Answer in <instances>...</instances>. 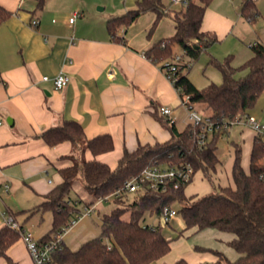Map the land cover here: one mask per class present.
Instances as JSON below:
<instances>
[{"label": "crops", "instance_id": "crops-1", "mask_svg": "<svg viewBox=\"0 0 264 264\" xmlns=\"http://www.w3.org/2000/svg\"><path fill=\"white\" fill-rule=\"evenodd\" d=\"M91 1L98 10L92 8ZM138 1L46 0L38 8V0H0L13 12L0 24V230L13 217L31 232L26 228L33 226L30 219L40 213L43 220L47 212L51 225L38 235L31 233L40 239L52 228V213L38 210V206L62 182L59 169L73 163L68 157L73 147L70 141L49 145L40 136L49 127L73 119L83 126L88 138L110 134L114 141L111 151L94 156L87 149L84 155L115 168L125 149L172 137L160 117L173 118L180 130L190 123L188 119L182 124L178 108L185 106L174 83L161 63L146 54L155 42L173 36V16L161 18L149 33L156 14L145 12L118 30L123 40L113 39L108 30V19L137 7ZM75 11L79 14L71 23ZM34 19L37 25L32 24ZM237 23L238 18L211 6L201 29L218 37L217 32L231 33ZM61 72L70 80L58 89L52 78ZM45 75L50 79L44 80ZM161 106L171 108L172 114H162ZM220 235L226 241L231 238L227 233ZM63 241L76 249L68 244L67 232ZM224 250L230 258L236 257L231 250ZM6 253L17 264H35L20 233ZM207 257L216 260L214 254L202 259ZM0 264H8L1 254Z\"/></svg>", "mask_w": 264, "mask_h": 264}, {"label": "trees", "instance_id": "trees-1", "mask_svg": "<svg viewBox=\"0 0 264 264\" xmlns=\"http://www.w3.org/2000/svg\"><path fill=\"white\" fill-rule=\"evenodd\" d=\"M45 1L38 0V8H42ZM212 1L188 0L180 8H172L163 0H139L137 7L108 19L107 26L113 39L123 40L118 36V30L133 23L143 13L151 11L156 14L149 33L154 31L161 18L172 15L175 33L155 42L146 54L166 69L174 63L175 45L180 46L183 49L182 60L177 63L173 75L182 103L205 105L212 110L209 116L221 126L247 113L264 93V42L251 44L253 55L241 67L234 66L230 56L224 60L211 57L209 63L219 68L223 80L198 87L186 70L197 61L203 49L218 41L215 33L201 29L206 9ZM242 12L249 20L258 16L255 0H244ZM12 14L0 4V24ZM242 67L247 68L248 73L237 77V71ZM160 119L172 137L166 142L139 144L133 150L125 149L115 168L97 158L86 159L84 155L87 149L94 156L111 151L114 141L110 134L88 138L83 126L73 119H64L42 132L40 136L51 146L70 141L73 149L68 157L73 163L59 169L62 182L38 206V210L52 213V228L39 242L54 238L98 198H113L115 203L101 217L99 236L83 242L77 249H71L63 241L61 248L52 252L49 264H150L162 258L171 250L172 240L164 235L159 225H149L142 220H145L146 213L160 218L167 204L177 205L178 213L186 222V228L179 236L192 227H196V231L214 228L231 236L226 242L235 250L233 259L221 249L196 246V249L213 253L216 256L214 264H264V143L257 135L252 142L248 169L242 163V149H236L232 166L234 185L220 186L214 192L188 197L185 194L187 182L166 192L148 190L136 192L132 199L129 198L130 192L124 189L125 182L149 164L189 163L194 172L201 169L207 175L217 169V139L221 129H214L208 140L201 144V125L190 122L180 130L173 118ZM77 178L91 193L92 200L82 201L71 196L73 182ZM80 202H83V208L79 206ZM126 212H130L129 217L124 216ZM18 236L19 231L9 225L0 230V254L6 257L8 264H17L6 250ZM172 264L189 262L180 258Z\"/></svg>", "mask_w": 264, "mask_h": 264}, {"label": "rangeland", "instance_id": "rangeland-1", "mask_svg": "<svg viewBox=\"0 0 264 264\" xmlns=\"http://www.w3.org/2000/svg\"><path fill=\"white\" fill-rule=\"evenodd\" d=\"M166 1L172 3V0ZM243 2L244 0H213L208 6L215 7L231 17L238 18V23L231 33L219 34L217 32L219 40L209 48L203 49L197 61L193 62L190 68L186 70L188 76L198 87L203 88L212 81L221 83L223 80L219 68L209 63L211 57L214 56L219 60H224L230 56L231 63L236 67H241L253 55L251 44L255 41L264 42V0H255L259 14L253 20H249L243 15ZM90 5L95 10L99 9V6L95 5L93 1ZM170 6L175 8L174 5ZM180 7L181 5L176 6V8ZM180 53L183 54V49L175 45L173 54ZM247 73L248 69L242 67L237 71V77H244ZM194 107L200 114L209 115L212 113V110L203 104H195ZM178 109L182 112L180 117L182 124H185L189 119L187 118L188 113L182 105ZM248 113L253 114L264 123V93L257 98L247 113L242 115L240 122L233 123L226 130H221L217 139V155L219 158L217 169L211 171L208 175L201 169L197 170L185 187V194L188 197L202 196L214 192L220 186L234 185L232 166L236 149L239 147L242 149V163L246 169L249 168L251 147L256 133L244 122ZM71 196L82 201L93 199L80 178L74 180ZM134 196L135 193H129L130 199ZM82 205L83 202H80L79 206L83 208ZM114 206L113 198L97 204L96 209L91 214L83 216L74 226L67 229L68 244L77 249L84 241L99 236L101 234V217L103 213L109 212ZM129 215L130 212L124 214L125 217H129ZM142 221L149 225H159L164 235L172 240L171 250L158 261L150 264H172L180 258L187 259L190 264H207L211 262L208 257L204 259L202 257L205 255L212 257L213 253L196 249V246L222 249L228 255L224 250L227 249L228 251L231 250L233 255L236 254L235 250L227 244L225 237L220 235V232L214 228L196 231V227H192L184 230L183 236H179L182 230L186 228V222L179 213L170 223H165L158 215L150 213H146V218ZM31 223L33 226H26V228L38 235L39 230L51 225V215L47 212L42 220L41 214L37 213L30 219Z\"/></svg>", "mask_w": 264, "mask_h": 264}, {"label": "built area", "instance_id": "built-area-1", "mask_svg": "<svg viewBox=\"0 0 264 264\" xmlns=\"http://www.w3.org/2000/svg\"><path fill=\"white\" fill-rule=\"evenodd\" d=\"M174 2H181L186 4L188 0H173ZM79 12L75 11L73 16L69 19L72 23ZM33 25L38 24V20L34 19L32 21ZM182 60L181 54H176L173 62L170 63L165 70L167 77L174 83L173 71ZM169 62H166V64ZM44 80H49V76H43ZM56 88L61 89L66 86L70 80V76L67 73L61 72L54 78H52ZM188 112V118L191 123L201 125V132L199 134V142L201 144L208 140V137L216 128L227 129L228 126L233 123L240 122L242 115L231 120L229 123H224L219 126L216 125L215 121L209 116L200 114L193 105L182 103ZM160 112L164 115L170 116L172 114V109L168 106H161ZM246 114V113H245ZM244 115V114H243ZM244 122L250 126L260 138L262 143H264V123H262L256 116L248 113ZM195 174L194 168L191 164L187 163L184 165H165L153 163L145 166L141 172L125 182L124 189L130 193L144 192V191H158L166 192L171 188H179L181 185L189 182L193 175ZM105 198H98L94 204L84 208L83 213L78 216L77 219H73L69 226L64 228L61 232L54 236L46 242H39V239L35 238L31 232L24 230L20 224L13 218L9 217L6 221L7 225L17 229L25 241L30 255L34 260L35 264H49L52 260V252L60 249L63 242V236L67 232V229L72 227L78 220L83 216L91 214L95 209L96 205L106 200ZM178 214V208L175 205L167 204L163 207L160 219L165 223H170L171 220ZM207 264H214V261L208 262Z\"/></svg>", "mask_w": 264, "mask_h": 264}, {"label": "water", "instance_id": "water-1", "mask_svg": "<svg viewBox=\"0 0 264 264\" xmlns=\"http://www.w3.org/2000/svg\"><path fill=\"white\" fill-rule=\"evenodd\" d=\"M8 121H9V119H8Z\"/></svg>", "mask_w": 264, "mask_h": 264}]
</instances>
